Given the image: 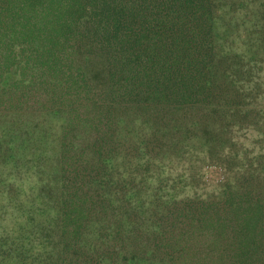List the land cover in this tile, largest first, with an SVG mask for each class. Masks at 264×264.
I'll return each instance as SVG.
<instances>
[{
	"label": "trees",
	"instance_id": "obj_1",
	"mask_svg": "<svg viewBox=\"0 0 264 264\" xmlns=\"http://www.w3.org/2000/svg\"><path fill=\"white\" fill-rule=\"evenodd\" d=\"M262 2L0 0V112L65 121L57 218L64 253L73 255L89 218L106 212L90 173L119 148L136 151L124 131L140 121L173 131L174 146L203 132L185 138L184 153L239 155V171H228L236 179H224L215 196L159 211L144 209L135 191L137 205L128 204L118 189L119 205L101 224L111 235L86 264H264V170L245 154L259 158L245 135L254 118L264 123Z\"/></svg>",
	"mask_w": 264,
	"mask_h": 264
},
{
	"label": "rangeland",
	"instance_id": "obj_2",
	"mask_svg": "<svg viewBox=\"0 0 264 264\" xmlns=\"http://www.w3.org/2000/svg\"><path fill=\"white\" fill-rule=\"evenodd\" d=\"M260 33L264 39V27ZM16 75H6L2 85L15 80ZM255 122L256 118L252 120L250 136L245 135L249 141L245 145L253 147V152L258 148L259 158L253 159L258 156L252 152L245 154L252 158L253 169L257 170L254 168L257 165L264 170V141H261L264 123ZM64 124L63 117L44 112H0V264H86L90 251L111 235V229L101 224L119 205L118 189L126 192L128 204L137 205L129 196L135 191L144 209L159 211L171 202L217 195L224 179L230 182L236 179L228 171H239L241 163L239 155L235 159H223L214 155L215 150L210 152V158L204 150L184 153V145L192 139L188 137L196 134L205 138L203 132H187L185 143H181L182 139L174 146L173 131L163 130L157 124L151 126L149 122H132L124 132L136 151L124 154L123 148H119L118 155L111 161H98L97 167L103 164V168L89 175L98 193L104 194L102 205L107 208L105 215L89 218L70 256L61 250L57 219L62 186L58 171L59 135ZM144 145L151 151V163L143 155ZM224 167L226 171L218 170ZM116 183L121 186L117 187ZM155 192L157 197L161 196L159 200L152 197ZM143 227L154 226L147 222Z\"/></svg>",
	"mask_w": 264,
	"mask_h": 264
},
{
	"label": "water",
	"instance_id": "obj_3",
	"mask_svg": "<svg viewBox=\"0 0 264 264\" xmlns=\"http://www.w3.org/2000/svg\"><path fill=\"white\" fill-rule=\"evenodd\" d=\"M263 4H264V0H263V2H262ZM263 100V99H262ZM257 102H260V101H257ZM238 138H240V136L238 137Z\"/></svg>",
	"mask_w": 264,
	"mask_h": 264
}]
</instances>
